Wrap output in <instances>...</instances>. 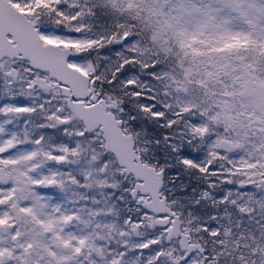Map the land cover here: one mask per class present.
Wrapping results in <instances>:
<instances>
[{
    "label": "snow or ice",
    "instance_id": "1",
    "mask_svg": "<svg viewBox=\"0 0 264 264\" xmlns=\"http://www.w3.org/2000/svg\"><path fill=\"white\" fill-rule=\"evenodd\" d=\"M0 264H264V0H0Z\"/></svg>",
    "mask_w": 264,
    "mask_h": 264
}]
</instances>
